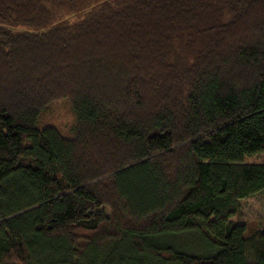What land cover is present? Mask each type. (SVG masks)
I'll return each mask as SVG.
<instances>
[{"label": "trees", "instance_id": "trees-1", "mask_svg": "<svg viewBox=\"0 0 264 264\" xmlns=\"http://www.w3.org/2000/svg\"><path fill=\"white\" fill-rule=\"evenodd\" d=\"M260 152L264 0H0V264H264Z\"/></svg>", "mask_w": 264, "mask_h": 264}, {"label": "rangeland", "instance_id": "rangeland-1", "mask_svg": "<svg viewBox=\"0 0 264 264\" xmlns=\"http://www.w3.org/2000/svg\"><path fill=\"white\" fill-rule=\"evenodd\" d=\"M54 127L65 138L75 136V119L68 99L51 102L38 119V128ZM244 163H264V152L249 155ZM231 221L244 224L248 233L264 228V190L239 201L238 213Z\"/></svg>", "mask_w": 264, "mask_h": 264}]
</instances>
